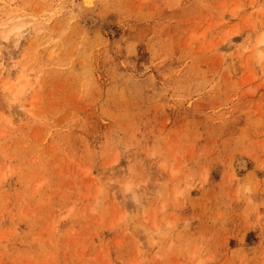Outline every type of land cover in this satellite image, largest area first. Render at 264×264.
<instances>
[{
  "label": "rangeland",
  "instance_id": "374dc122",
  "mask_svg": "<svg viewBox=\"0 0 264 264\" xmlns=\"http://www.w3.org/2000/svg\"><path fill=\"white\" fill-rule=\"evenodd\" d=\"M96 14L0 0V264H264V0Z\"/></svg>",
  "mask_w": 264,
  "mask_h": 264
},
{
  "label": "bare ground",
  "instance_id": "6f19581e",
  "mask_svg": "<svg viewBox=\"0 0 264 264\" xmlns=\"http://www.w3.org/2000/svg\"><path fill=\"white\" fill-rule=\"evenodd\" d=\"M106 0H74V4H75V8L78 10V13L79 15H81V21L85 24L88 25V23H93V22H96V17H97V14L95 15V10L96 8H98L99 5L103 4V2H105ZM256 3V2H255ZM261 8V7H260ZM97 12V11H96ZM99 12V11H98ZM99 15V14H98ZM105 17V16H104ZM110 19V18H109ZM103 20V19H102ZM82 23V24H83ZM108 24V23H107ZM113 24V23H112ZM93 28V27H92ZM88 29V28H87ZM96 29V27H95ZM90 30V29H89ZM92 31V29H91ZM8 37V33L7 34H4L2 36V38H7ZM0 44H1V40H0ZM262 45H264V37H262L258 43L256 44V48H255V51H256V55H257V58L258 60L261 62L262 59H264V50H262L260 47H262ZM7 85V84H6ZM10 85V84H9ZM7 85V86H9ZM18 94H15L14 95V98L17 99L18 98ZM247 159V157H246ZM245 158H239L238 162L239 165L238 167L240 166L241 168H246L247 167V160ZM240 168V169H241ZM130 183L128 182V185L126 186L125 184V189L129 190L130 189Z\"/></svg>",
  "mask_w": 264,
  "mask_h": 264
}]
</instances>
